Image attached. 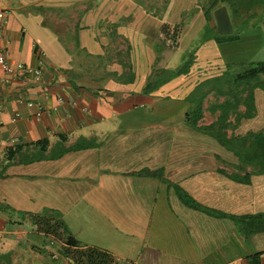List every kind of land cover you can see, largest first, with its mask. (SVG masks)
<instances>
[{"label": "crops", "instance_id": "1", "mask_svg": "<svg viewBox=\"0 0 264 264\" xmlns=\"http://www.w3.org/2000/svg\"><path fill=\"white\" fill-rule=\"evenodd\" d=\"M215 1L176 0L172 15L173 6L156 13L132 0H0L7 60L41 69L35 82L0 65V264H83L37 216L60 219L80 247L123 264H249L255 254L264 264V230L245 236L233 219L264 213V172L197 129L217 119L214 107L225 99L211 82L202 117L196 126L189 120L197 85L241 62L225 47L253 44L243 60L256 62L264 0L236 11L220 0L212 9ZM221 5L230 34L244 23L250 33L217 43L213 12ZM191 7L188 22L181 16ZM54 11L67 13L47 22ZM165 24L181 25L175 46L161 31ZM195 37L201 42L193 49ZM185 52L193 55L186 74L150 79L179 68ZM261 130L264 90L257 87L252 117L228 133Z\"/></svg>", "mask_w": 264, "mask_h": 264}, {"label": "trees", "instance_id": "2", "mask_svg": "<svg viewBox=\"0 0 264 264\" xmlns=\"http://www.w3.org/2000/svg\"><path fill=\"white\" fill-rule=\"evenodd\" d=\"M219 1H215L213 7L218 5ZM249 0H220V3H228L232 6L233 10L240 9ZM210 12L206 13L208 15ZM170 28V29H169ZM161 31L165 35H169L170 41L173 42L172 46L176 44V38L181 31V25H175L169 27L166 24L163 25ZM215 33V32H214ZM215 41L217 43L234 41L238 39L237 35H219L215 33ZM37 51V48H35ZM189 58H185L183 63L173 71H166L169 76L162 75L164 71L155 73L153 80L166 81L180 74H186L193 62V55H188ZM157 75V76H156ZM212 83V90L216 95L224 96L223 102L216 105L214 108L219 109L220 113L217 119L208 125L197 126V129L207 131L213 136L220 144L231 150L236 156L239 157L244 163L253 165L258 168L259 172H264V130L261 131H249L243 135H236L234 133L229 134L228 129H232L233 123H238L241 118L252 117L253 111V90L257 87L264 90V61L256 62H240V63H226V69L221 75L208 78L207 81L201 82L195 89V95L197 101L195 103V114L191 115L189 120L192 126L202 117V105L203 99L207 93H203V87ZM155 89L153 86L147 88V90ZM201 97V99L198 98ZM244 106L243 111H239L238 107ZM230 114L234 115L233 120L230 119ZM181 197L186 200L187 203L193 204L188 199L186 194L181 193ZM190 201V202H188ZM239 229L244 230L245 236H248L254 232L264 230V213L257 215L246 216H234ZM38 225L48 233H52L54 236L64 240L66 246L64 251L72 256L75 262H81L83 264H110L112 257L104 251L96 248H82L78 241L70 235H65V226L63 222L56 217H35ZM260 254H255L249 260V264H258Z\"/></svg>", "mask_w": 264, "mask_h": 264}, {"label": "rangeland", "instance_id": "3", "mask_svg": "<svg viewBox=\"0 0 264 264\" xmlns=\"http://www.w3.org/2000/svg\"><path fill=\"white\" fill-rule=\"evenodd\" d=\"M135 4H137V5H141V6H143V5H145V6H148V9L151 11V12H156V13H162V12H164V11H167V10H169L170 8H171V6H173L172 7V15H174L175 14V12H174V4H175V2H176V0H160L159 2H158V4H156L157 6L155 7V3H157V2H155V1H153V0H132ZM197 1H201V2H203V1H205V0H197ZM181 2V1H180ZM179 2V3H180ZM147 4V5H146ZM173 4V5H172ZM245 6H247V3L245 4ZM192 9H186L185 10V12L183 13V15L181 16L182 18H183V16H184V18H185V20H187L188 22L191 20V13L192 12H190V11H194L195 9H193V7H191ZM58 10H60L61 11V8L60 7H58L57 8ZM244 9L246 10L247 8H245L244 7ZM175 11H177V9L175 8ZM64 13H67V12H64ZM64 13H59V12H56V11H54V12H52L51 13V15L49 16V15H46L45 16V20L47 21V22H52V20H54V19H56L55 17H58L59 18V16H61V14H62V16L61 17H63L64 18ZM186 15V16H185ZM251 26L249 25V24H247V23H244V24H242V25H240V26H234V35H240L241 33H243V34H246V33H250V31H251V28H250ZM207 30H209L208 29V27H205L204 29H203V32H207ZM205 33H204V35H205ZM207 34V33H206ZM184 35H185V37L186 38H189L190 37V31L188 32V31H186L185 33H184ZM204 35H202V36H204ZM208 35H210V33L208 32V34H207V36ZM232 35V34H231ZM235 41V40H234ZM201 42V40H200V37H195V38H193V39H191L190 40V43H188V44H190V46L191 47H193V49H194V47H196V45L197 44H199ZM185 43H187V42H185ZM139 45H141V44H139ZM183 46L185 45L184 43L182 44ZM209 45V44H208ZM225 45H227V44H225ZM240 45V46H239ZM245 45H247V44H245ZM237 46V47H236ZM235 46V48L234 49H231L230 50V48L231 47H229V48H227V47H225L224 48V50H223V52L225 53V54H227L228 56H230V55H232L231 54V52H234V58H238L237 60L238 61H241V62H244V63H248L247 61L245 62V60H243V58H244V56H248L251 52H252V50H254V48L255 47H253V44H249V45H247V48L245 49V47H244V44H238L237 43V45ZM248 46H249V48H248ZM187 47V46H186ZM241 47H242V49H241ZM237 48V49H236ZM192 49V50H193ZM256 53V51L254 52L253 51V53L251 54V55H253L254 56V54ZM191 55L192 53H188V52H185V54L183 55V56H185V58H189V56L188 55ZM250 55V56H251ZM240 59V60H239ZM247 60V59H246ZM252 61H264V49H262L258 54H256V56H254V57H252V59H251ZM236 63H240V62H236ZM166 71H168V70H165L163 73H162V75L161 76H165V77H167V76H169L170 74H168V72H166ZM157 76V75H156ZM151 80H153V76L150 78Z\"/></svg>", "mask_w": 264, "mask_h": 264}, {"label": "built area", "instance_id": "4", "mask_svg": "<svg viewBox=\"0 0 264 264\" xmlns=\"http://www.w3.org/2000/svg\"><path fill=\"white\" fill-rule=\"evenodd\" d=\"M6 14V10L0 6V21L4 19ZM37 52V57H38V61L39 64H42L43 58H44V54L42 51H36ZM0 65L2 66V68L4 69V71H6L7 73H12L13 76H28L30 75L32 77V80L35 82H39L40 81V77H41V69L40 66L38 67H33L30 65H26L22 62H16V63H12L9 60H7V56H6V51L2 48H0ZM29 105H31L32 103L29 102ZM19 113L15 114V117H18ZM36 117H40L41 116V111L38 110L35 113ZM3 140L0 138V146L2 145ZM110 264H123L121 262H115L112 261Z\"/></svg>", "mask_w": 264, "mask_h": 264}, {"label": "water", "instance_id": "5", "mask_svg": "<svg viewBox=\"0 0 264 264\" xmlns=\"http://www.w3.org/2000/svg\"><path fill=\"white\" fill-rule=\"evenodd\" d=\"M213 16L217 33L225 35L232 32L233 24L226 5H221L216 8L213 12Z\"/></svg>", "mask_w": 264, "mask_h": 264}]
</instances>
